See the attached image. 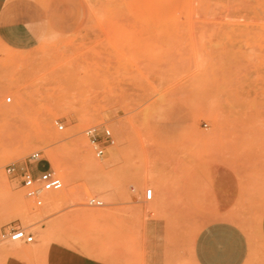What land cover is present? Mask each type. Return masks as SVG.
<instances>
[{
    "label": "rangeland",
    "instance_id": "1",
    "mask_svg": "<svg viewBox=\"0 0 264 264\" xmlns=\"http://www.w3.org/2000/svg\"><path fill=\"white\" fill-rule=\"evenodd\" d=\"M34 1L42 42L0 44V231L33 242H1L0 264H70L39 244L47 224L89 244V264H264V0ZM89 127L110 131L102 158ZM26 135L36 142L18 155ZM35 151L38 171L62 181L50 152L72 169L41 206L18 184Z\"/></svg>",
    "mask_w": 264,
    "mask_h": 264
},
{
    "label": "crops",
    "instance_id": "2",
    "mask_svg": "<svg viewBox=\"0 0 264 264\" xmlns=\"http://www.w3.org/2000/svg\"><path fill=\"white\" fill-rule=\"evenodd\" d=\"M46 33V15L34 0H0V44L3 47L19 52L29 51L42 42ZM101 214L102 217L95 214L92 221L95 225L110 217L109 214ZM58 250L55 245L48 248L49 255L56 262L63 257ZM199 252L202 254L201 250ZM71 257L76 264H89V255L71 253ZM63 258L66 259L65 256Z\"/></svg>",
    "mask_w": 264,
    "mask_h": 264
},
{
    "label": "built area",
    "instance_id": "3",
    "mask_svg": "<svg viewBox=\"0 0 264 264\" xmlns=\"http://www.w3.org/2000/svg\"><path fill=\"white\" fill-rule=\"evenodd\" d=\"M10 102V99H6ZM59 130L63 128L61 124L56 122ZM85 134L88 136L90 144L93 149L95 157L102 158L104 156V144L107 142L112 143L110 131L104 129L101 135L98 134L97 127H89L85 130ZM42 160L41 154L38 151L32 152L27 157V168L19 170L18 184L23 189L24 195L27 199L31 200L35 206L42 205L43 194L48 191H58L62 187L61 179L56 173L50 169H43L38 171L33 168V165L40 163ZM5 171L9 175L17 173V169L14 164H9L5 167ZM153 193L150 189L146 190L144 198L150 200ZM88 204L91 206H101L102 202L96 198L88 200ZM4 241L22 242L30 244L33 242V235L28 233L23 228H11L8 230L0 231V243Z\"/></svg>",
    "mask_w": 264,
    "mask_h": 264
},
{
    "label": "bare ground",
    "instance_id": "4",
    "mask_svg": "<svg viewBox=\"0 0 264 264\" xmlns=\"http://www.w3.org/2000/svg\"><path fill=\"white\" fill-rule=\"evenodd\" d=\"M12 84V83H11ZM10 84V85H11ZM8 87L9 90L11 89H14L13 86H10ZM13 85V84H12ZM20 85H18L19 87ZM21 88V87H20ZM16 89V87H15ZM19 89V88H18ZM17 90V89H16ZM19 93V91H12V94H14L15 98H16V107L21 111H23V106L25 105V100L24 98L22 97V95L20 96H17V94ZM26 96V95H24ZM10 99V98H9ZM15 107V106H14ZM16 109V108H14ZM10 110V109H9ZM12 110V109H11ZM14 111V110H12ZM11 111V112H12ZM15 112V111H14ZM13 112V113H14ZM8 115V114H7ZM12 115V114H11ZM40 140V139H39ZM34 142H36V139L32 138V136H24V139L22 141V143L20 145H18L17 149H16V154L18 155H22V154H25L26 151H28V149L30 148H33V144ZM75 145L76 146H79V142L78 141H75ZM50 156H51V160L54 164V167L56 169H59L61 171V178H62V187L61 189L65 188L66 186V182L67 180H69L71 177H72V169L71 167L67 166V163L64 161V157L62 155H59L57 154L56 152H50ZM146 176V175H145ZM1 177V176H0ZM3 177V176H2ZM4 178V177H3ZM146 178V177H145ZM150 178V177H149ZM148 178V179H149ZM143 181V180H142ZM149 181V180H148ZM2 182V181H1ZM70 182V181H69ZM149 183V182H148ZM156 183V182H155ZM155 183L153 182V180L150 182V186H152V188L155 190L156 189V185ZM140 184H138V187L140 188L141 186H139ZM149 185V184H148ZM6 186V185H5ZM96 187V186H95ZM99 188V187H98ZM60 189V190H61ZM96 189V188H95ZM150 189V188H149ZM48 191V192H45L44 194L46 193H54V192H58L59 191ZM65 190V189H64ZM94 190V189H93ZM148 190V189H146ZM146 190L144 191V195H145V192ZM151 190V189H150ZM97 191V190H96ZM152 191V190H151ZM72 192V190H71ZM70 192V193H71ZM57 193V194H58ZM68 191H66L65 193L63 192V195H59V196H52L51 194V198L49 197V201L47 200V202H51V203H55L57 202V200H60L62 198H67L69 197L68 194H70ZM43 194V196H44ZM62 194V193H61ZM50 195V194H49ZM56 195V194H55ZM45 197V196H44ZM13 198L18 202V203H24V199L23 196L19 195V192L18 194H14L13 195ZM48 198V197H47ZM152 198V197H151ZM146 200V199H145ZM43 201V199H42ZM25 207V206H24ZM29 207V206H28ZM32 207V206H31ZM47 208V207H45ZM28 209V208H27ZM30 210V209H29ZM28 212V210H26ZM26 211H24L26 213ZM46 211V210H45ZM82 211V210H81ZM23 212V211H22ZM21 212V216L23 218V221H24V218H25V214ZM31 212V211H29ZM95 213V212H94ZM42 214V213H41ZM101 214V213H100ZM98 214V216L100 215ZM38 215V214H37ZM36 214H33L32 212L30 213V219H31V216L35 217L37 216ZM81 215L83 216V218L90 222L92 225L96 226L92 221L95 219V214H92V212L90 213H83L81 212ZM102 215V214H101ZM100 215V216H101ZM29 216V214H28ZM27 216V217H28ZM97 216V215H96ZM104 216V215H102ZM101 216V217H102ZM38 217V216H37ZM36 217V218H37ZM39 218V217H38ZM97 218V217H96ZM99 218V217H98ZM29 219V218H28ZM22 220V219H21ZM27 221V219H26ZM29 222V221H28ZM71 225V223H70ZM72 226V225H71ZM69 228H71L69 226ZM39 232V231H38ZM17 242V241H16ZM38 242L39 244L41 245H47V248H50L51 246L55 245L57 246V248L59 249L57 252L60 253V255H62L63 257L65 256L66 259H67V262L69 263H75L74 260L72 259L71 257V253L72 254H78V252H82V253H87L88 254V248H89V244H84L82 242H80L78 239L74 238V237H71V236H67L65 231L63 229H59L57 228L56 226L54 225H46L45 227H43L40 231V237L38 238ZM26 251L28 253H30L31 255H36L38 252H39V249L38 247H30V248H27Z\"/></svg>",
    "mask_w": 264,
    "mask_h": 264
}]
</instances>
